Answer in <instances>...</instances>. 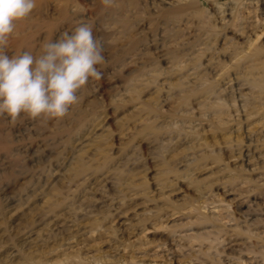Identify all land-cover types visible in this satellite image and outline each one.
<instances>
[{
  "label": "rangeland",
  "instance_id": "rangeland-1",
  "mask_svg": "<svg viewBox=\"0 0 264 264\" xmlns=\"http://www.w3.org/2000/svg\"><path fill=\"white\" fill-rule=\"evenodd\" d=\"M77 23L101 78L0 116V264H264V0H37L5 52Z\"/></svg>",
  "mask_w": 264,
  "mask_h": 264
},
{
  "label": "clouds",
  "instance_id": "clouds-1",
  "mask_svg": "<svg viewBox=\"0 0 264 264\" xmlns=\"http://www.w3.org/2000/svg\"><path fill=\"white\" fill-rule=\"evenodd\" d=\"M36 6L37 0H0V116L12 121L23 115L63 118L89 80L102 76L98 65L105 61L104 46L88 23L63 31L42 51L6 54L17 25Z\"/></svg>",
  "mask_w": 264,
  "mask_h": 264
},
{
  "label": "bare ground",
  "instance_id": "bare-ground-1",
  "mask_svg": "<svg viewBox=\"0 0 264 264\" xmlns=\"http://www.w3.org/2000/svg\"><path fill=\"white\" fill-rule=\"evenodd\" d=\"M218 6H219V4H217ZM246 6V5H245ZM219 8V7H218ZM221 8V7H220ZM251 8V7H250ZM234 9V8H233ZM221 10V9H220ZM234 11V10H233ZM80 16H82V15H80ZM79 16V17H80ZM230 16V15H229ZM232 17V16H231ZM242 18V17H241ZM79 19V18H78ZM78 19L76 20V22L78 21ZM81 19H84V17L83 18H80L79 20H81ZM82 21H84V20H82ZM257 22V21H256ZM72 23V22H71ZM74 23V22H73ZM78 24V23H77ZM245 24V23H244ZM223 25V24H222ZM238 27V26H237ZM248 27V26H247ZM243 28V27H242ZM254 28V27H253ZM62 29V28H61ZM72 29V28H71ZM261 29V28H260ZM62 31V30H61ZM238 32V31H237ZM261 33H262V31H261ZM234 36V35H233ZM256 36V35H255ZM261 36V35H260ZM259 36V37H260ZM33 37V36H32ZM251 37V36H250ZM59 38V37H58ZM29 39V36L28 37H25V38H21L20 40H23V41H20V40H18L19 41V43H20V45H22V44H24V40L26 41H29L28 40ZM33 40V39H32ZM226 40V39H225ZM17 41V40H16ZM33 41H35V40H33ZM30 42V41H29ZM255 42V41H254ZM28 43V42H27ZM26 43V44H27ZM251 44V43H250ZM27 46V45H26ZM258 46V45H257ZM230 48V47H229ZM258 48V47H257ZM30 49V48H29ZM249 50H251L250 49V47H249ZM245 54V53H244ZM241 58V57H240ZM222 72V71H221ZM224 73V72H223ZM1 140V139H0ZM7 156V155H6ZM4 163H6V162H4ZM79 170V169H78ZM78 173V172H77ZM231 190V189H230ZM235 190V189H234ZM251 191V190H250ZM229 192V191H228ZM228 194V193H227ZM237 194V193H236ZM239 205V204H238ZM51 207V206H50ZM93 207V206H92ZM233 208V207H232ZM91 209V208H90ZM89 210V209H88ZM92 211V210H91ZM230 212V211H229ZM243 216V215H242ZM247 216V215H246ZM220 217V216H219ZM231 217V216H230ZM237 217H239V216H237ZM232 218V217H231ZM260 218V217H259ZM220 219V218H219ZM208 220V219H207ZM258 220V219H257ZM263 220V219H262ZM218 221V220H217ZM94 225V224H93ZM237 225V224H236ZM241 225V224H240ZM56 226V225H55ZM69 226V225H68ZM232 226V225H231ZM242 226V225H241ZM240 226V227H241ZM67 228V227H66ZM236 229V228H235ZM210 230V229H209ZM61 231V230H60ZM65 231H67V230H65ZM212 231V230H211ZM217 231V230H216ZM229 231V230H228ZM242 233V232H241ZM261 233H263V232H261ZM27 234V233H26ZM210 234V233H209ZM70 235V234H69ZM237 235V234H236ZM53 236V235H52ZM222 237V236H221ZM251 237V236H250ZM54 238V237H53ZM256 238V237H255ZM55 239V238H54ZM210 239V238H209ZM219 239V238H218ZM252 239V238H251ZM54 242V241H53ZM214 246V245H213ZM212 246V247H213ZM74 250V249H73ZM70 253V252H69ZM71 255H73V254H71ZM70 255V256H71ZM78 255V254H77ZM39 256V255H38ZM69 257V256H68ZM151 257V256H150ZM156 257V256H155ZM41 258V257H40ZM64 258V257H63ZM74 258V257H73ZM82 259V258H81ZM36 260V259H35ZM76 260V259H75ZM79 260V259H78ZM254 260V259H253ZM40 262V261H39ZM78 262V261H77ZM83 262H84V259H83ZM103 262V261H102ZM114 262V261H113ZM34 263V262H33ZM37 263V262H36ZM109 263H111V262H109ZM133 263V262H132ZM32 264V263H31Z\"/></svg>",
  "mask_w": 264,
  "mask_h": 264
}]
</instances>
